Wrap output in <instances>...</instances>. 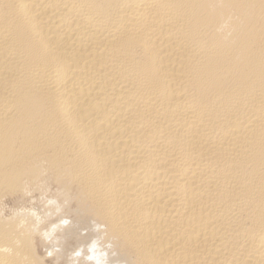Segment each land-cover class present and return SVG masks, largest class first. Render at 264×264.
I'll return each instance as SVG.
<instances>
[{
  "label": "bare ground",
  "instance_id": "obj_1",
  "mask_svg": "<svg viewBox=\"0 0 264 264\" xmlns=\"http://www.w3.org/2000/svg\"><path fill=\"white\" fill-rule=\"evenodd\" d=\"M42 184L52 258L5 218ZM0 210V264L94 219L110 264H264V0H0Z\"/></svg>",
  "mask_w": 264,
  "mask_h": 264
},
{
  "label": "clouds",
  "instance_id": "obj_2",
  "mask_svg": "<svg viewBox=\"0 0 264 264\" xmlns=\"http://www.w3.org/2000/svg\"><path fill=\"white\" fill-rule=\"evenodd\" d=\"M229 17L217 28V32L224 40H229L233 35L231 21ZM236 19H239L236 17ZM39 193L36 197L33 194ZM24 197L29 199V206L15 209L10 216H5L16 223L17 230L30 232L34 238L39 237L45 248V258L58 256L63 252L66 230L73 227V220L65 213L71 202L70 194L64 193L61 189L53 190L47 185H41L37 191L25 189ZM39 204L40 207L31 205ZM0 210V216H4ZM50 221H55L51 222ZM47 225V227H44ZM91 231L95 235L86 244H80L68 254V264H110L111 257L117 255L115 246L109 237L108 225L91 221V227L80 229V236H86ZM11 248H0V252L12 253ZM57 264L59 262L57 261ZM116 264H121L116 261Z\"/></svg>",
  "mask_w": 264,
  "mask_h": 264
}]
</instances>
